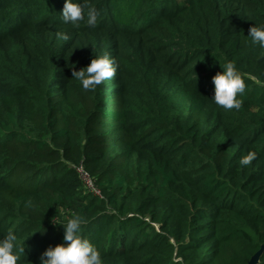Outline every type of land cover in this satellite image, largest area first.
<instances>
[{"label": "trees", "instance_id": "trees-1", "mask_svg": "<svg viewBox=\"0 0 264 264\" xmlns=\"http://www.w3.org/2000/svg\"><path fill=\"white\" fill-rule=\"evenodd\" d=\"M64 3L0 0V237L17 234L18 264H40L72 211L104 264H248L264 245V49L248 37L264 0H88L94 28L65 24ZM103 52L116 74L86 91L73 70ZM227 60L253 77L239 111L212 100Z\"/></svg>", "mask_w": 264, "mask_h": 264}, {"label": "clouds", "instance_id": "clouds-1", "mask_svg": "<svg viewBox=\"0 0 264 264\" xmlns=\"http://www.w3.org/2000/svg\"><path fill=\"white\" fill-rule=\"evenodd\" d=\"M61 16L65 24L78 27L84 21L89 27H96L99 12L88 3V0H65ZM57 38L67 41L69 36L65 32H57ZM250 45H259L264 49V23L255 24L249 29ZM221 66V65H220ZM74 68V66H73ZM212 77L214 95L212 100L225 111L241 110L243 100L240 98L246 91L245 80L252 79L247 73H242L234 60H227ZM117 65L114 58L107 52L98 53L91 59L90 64L79 70H73V77L79 81L82 89L95 90L107 79L116 74ZM258 152L249 150L238 161L239 166L247 167L257 159ZM53 225H60L64 229L61 243L49 246L39 257L40 264H104L99 250L83 234V226L88 223L85 215L72 211L67 218L57 214L52 218ZM24 247L19 243L17 234L9 230L0 237V264H18Z\"/></svg>", "mask_w": 264, "mask_h": 264}, {"label": "built area", "instance_id": "built-area-1", "mask_svg": "<svg viewBox=\"0 0 264 264\" xmlns=\"http://www.w3.org/2000/svg\"><path fill=\"white\" fill-rule=\"evenodd\" d=\"M78 173L85 187L88 188L90 191H92L95 195H100L99 191L96 190L94 187L93 179L84 171L82 166L78 168Z\"/></svg>", "mask_w": 264, "mask_h": 264}, {"label": "water", "instance_id": "water-1", "mask_svg": "<svg viewBox=\"0 0 264 264\" xmlns=\"http://www.w3.org/2000/svg\"><path fill=\"white\" fill-rule=\"evenodd\" d=\"M264 245L261 247V249L251 258L250 262L248 264H257L259 261V258L261 254L263 253Z\"/></svg>", "mask_w": 264, "mask_h": 264}]
</instances>
